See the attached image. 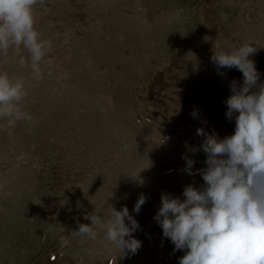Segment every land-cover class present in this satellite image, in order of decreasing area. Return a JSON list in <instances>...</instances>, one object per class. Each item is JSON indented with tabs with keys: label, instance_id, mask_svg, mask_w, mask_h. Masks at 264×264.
Returning <instances> with one entry per match:
<instances>
[{
	"label": "rangeland",
	"instance_id": "rangeland-1",
	"mask_svg": "<svg viewBox=\"0 0 264 264\" xmlns=\"http://www.w3.org/2000/svg\"><path fill=\"white\" fill-rule=\"evenodd\" d=\"M35 18L53 42L42 78L26 50L0 55V71L28 81L34 117L11 136L0 129V264H179L187 250L155 219L161 195L183 201L186 186H204L198 128L235 131L225 101L243 74L218 68L213 52L252 41L264 82V0H41ZM108 205L138 222L135 254L103 232L71 233L87 215L106 219Z\"/></svg>",
	"mask_w": 264,
	"mask_h": 264
},
{
	"label": "clouds",
	"instance_id": "clouds-1",
	"mask_svg": "<svg viewBox=\"0 0 264 264\" xmlns=\"http://www.w3.org/2000/svg\"><path fill=\"white\" fill-rule=\"evenodd\" d=\"M40 2L0 0V55L7 59L10 53L15 56L26 50L29 61L22 62H30L37 80L42 78L41 63L53 49L52 40L44 38L36 27L35 12ZM256 50L252 41H246L213 52L211 60L218 68H236L243 74V83L238 87L234 80L225 101L226 117L231 119L236 113L235 131L221 139L198 128L197 135L205 137L200 146L206 154L207 166L201 170L204 186H186L183 201L161 195L155 219L174 244V251L187 250L179 264H264V82H260V73L249 58ZM29 94L25 77L0 71V129L7 135L11 136L19 123L33 121L24 107ZM166 139L159 136L158 143ZM183 158L185 171L192 175L194 161ZM112 196L111 192L108 198ZM145 202L141 194L133 211L139 212ZM108 207L106 219L92 213L85 217L90 224H79L71 233L77 239L95 241L103 232L113 247L135 254L141 247V241L133 237L138 222L127 207L119 211ZM125 218L131 226L126 225Z\"/></svg>",
	"mask_w": 264,
	"mask_h": 264
}]
</instances>
